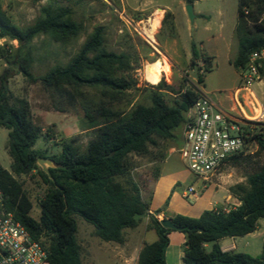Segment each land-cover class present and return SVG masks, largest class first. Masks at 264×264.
<instances>
[{"label": "trees", "instance_id": "16d2710c", "mask_svg": "<svg viewBox=\"0 0 264 264\" xmlns=\"http://www.w3.org/2000/svg\"><path fill=\"white\" fill-rule=\"evenodd\" d=\"M56 1L47 0L36 23L22 29L11 21L0 0V39L18 43L19 54L12 65L32 84L40 82L43 88L66 98L72 106L80 105L81 126L92 130L94 137L84 151L74 139L63 142L58 154L49 155V149H35L41 136L45 141L54 139L50 134L53 126L44 133V128L35 122L27 100L11 101L9 77L3 74L0 127L9 132L7 151L12 159V172L0 165V191L5 209L44 247L47 264H83L73 215L92 225L95 236L103 242L124 244V231L136 228L149 211L140 187L135 182L125 186L118 180L128 174L127 160L131 155H148L151 147L159 146L160 142L174 140L176 131L185 122V113L197 102L200 91L187 90L180 98L167 100L170 96L162 81L151 91L149 105H132L127 99L136 85L129 75L131 58L125 53L106 50L102 27L94 30L67 65H57L45 75L35 77L30 70L33 59L20 52L37 36L66 42L78 37L81 31L73 10L57 5ZM183 1L187 5L199 0ZM170 15L167 13L165 19ZM235 36L238 53L232 65L239 70L254 52L264 49V0H239ZM192 55L199 57L194 45ZM1 57H6L4 51ZM209 60L204 57L203 62L209 64L210 73ZM261 77H264V68ZM125 102L131 105L128 111L118 108ZM54 110L64 112L59 105H54ZM255 136L259 140L258 153L264 155V134L258 132ZM45 158L55 164L49 169L53 180L37 164L38 159ZM251 159L235 158L232 166ZM35 172L49 186L38 201L37 218L32 216L34 203L18 179ZM231 192L238 196L240 206L228 212L208 210L199 218L177 215L171 219L176 230L164 228L161 221L151 216L148 228L156 232L158 239L142 248L138 264H166L171 231H179L186 237L183 264H264V242L256 258L245 253L224 252L219 245L224 238L254 233L259 221L264 219V162L258 172L247 176L246 183L233 186ZM206 244H212L211 251L206 250Z\"/></svg>", "mask_w": 264, "mask_h": 264}, {"label": "rangeland", "instance_id": "374dc122", "mask_svg": "<svg viewBox=\"0 0 264 264\" xmlns=\"http://www.w3.org/2000/svg\"><path fill=\"white\" fill-rule=\"evenodd\" d=\"M57 5L73 10L74 19L80 25L78 37L66 42H55L45 35L37 36L20 53L31 57L33 63L30 70L35 77L45 75L57 65L65 66L80 51L90 35L98 27L105 33V48L117 54L125 53L131 58L129 75L135 80V87L128 93L127 99L132 105H149V95L163 81L168 90L170 100L180 98L187 90L206 91L209 93H228L235 89L241 80V71L232 65L237 57L238 42L235 28L238 18L239 0H199L193 4L195 20L190 22L186 13V3L183 0H57ZM47 0H2L3 10L11 21L19 28H27L36 23L41 17V10L47 5ZM162 10L160 25L154 33L156 43L150 40L145 31H151V19L155 13ZM167 13L171 15L165 19ZM148 38V39H147ZM195 46L199 57L192 55ZM18 43L0 39V80L7 74V87L11 101L25 99L31 107L32 115L37 124L44 128V133L52 127L50 134L54 142L46 144L44 136L37 141L35 149H49V155L58 154L61 144L75 140L84 151L88 142L94 137L92 130H84L81 126L83 112L79 104L71 105L66 98H60L52 91L43 88L40 82L32 84L18 69L12 65L17 60ZM215 56V62L214 58ZM166 57L170 67L162 75L158 84H152L147 77L149 63ZM209 58V64L203 62ZM199 78H202V82ZM171 88V89H169ZM264 104V100L262 101ZM54 105H59L64 112H56ZM118 108L128 111L131 105L123 104ZM181 130L175 133V139L160 142L159 146L151 147L150 153L144 156L131 155L128 160V174L118 180L125 186L135 182L140 189L150 186L160 169L164 174L173 172H190L178 154L181 140ZM8 130L0 127V165L12 172V159L7 151ZM168 157L165 165L161 166L160 159ZM264 162L263 154H256L249 161L232 166L228 179L231 182L246 183L247 176L260 170ZM228 172V173H229ZM34 203L32 216L40 215L38 201L47 192L49 186L35 172L18 178ZM186 190L188 184H182ZM213 188V186H208ZM198 191V190H197ZM78 226L77 239L82 247L83 264H126L118 254V245L103 242L95 236V229L80 216L73 215ZM260 229L251 240L253 245L242 250L256 258L255 247H259L264 237V219L260 220ZM141 228V227H140ZM134 232V233H133ZM134 229L124 231L125 238L135 234V243L139 241ZM155 234V233H153ZM148 235L146 242L156 239V235ZM152 236V237H151ZM262 245V244H261ZM263 246V245H262ZM261 246V247H262ZM132 264L136 262L132 261Z\"/></svg>", "mask_w": 264, "mask_h": 264}, {"label": "built area", "instance_id": "2783aa9c", "mask_svg": "<svg viewBox=\"0 0 264 264\" xmlns=\"http://www.w3.org/2000/svg\"><path fill=\"white\" fill-rule=\"evenodd\" d=\"M263 68L264 49L254 52L246 66L239 69L241 80L229 107L218 99L222 92L202 90L197 102L185 113L178 154L205 189L223 185L233 159L254 158L259 152L255 135L264 134V104L254 86L261 81ZM197 195L196 189L189 186L183 197L189 200ZM46 260L41 243L5 209L0 191V264H47Z\"/></svg>", "mask_w": 264, "mask_h": 264}, {"label": "crops", "instance_id": "0c3cea01", "mask_svg": "<svg viewBox=\"0 0 264 264\" xmlns=\"http://www.w3.org/2000/svg\"><path fill=\"white\" fill-rule=\"evenodd\" d=\"M212 57L215 62V56L212 55ZM234 90L219 96L218 99L225 107H229L231 105L230 98ZM254 91L257 97L263 101L264 77H261V81L254 86ZM182 138L181 130V140L179 146L182 144ZM53 142L54 139H51L46 141V144H51ZM167 161L168 157L161 162V166L165 165ZM228 172L229 171H226L227 176L225 182L220 188L213 187L205 189L202 182L196 180L188 171H169L164 174V169H160L159 175L153 183L145 189L141 188L142 199L149 205V211L146 216L141 218L139 225L134 228V231H136L135 233H137V236L139 237V241L135 243V234H130L127 238H125L124 244L118 245L119 248L117 252L124 262L126 264H132V261H135L136 264H138V256L142 248L146 244H152L157 241L158 237L156 232L148 228L151 216L155 217L159 221L164 219L171 220L177 215L199 218L205 211L208 210L224 209L228 212L240 206L241 202L238 196L231 192V188L237 184H243V182H231V180L228 179V175H230L231 171L229 173ZM182 184L193 186L196 191L198 190V195L189 200L185 199L183 194L186 190L182 187ZM260 227L259 222V227L254 233L243 237L224 238L219 241V245L224 252L242 253V250H247L253 245L251 240L255 239V235L259 231ZM152 234L156 235V239L151 242H146L144 238ZM168 238L169 245L165 252L166 264H183V249L186 243L185 235L179 231H171L168 234ZM263 242L264 237L262 239V243L259 244V247H255V252L258 256L262 252L261 246L263 245ZM205 248L208 252L211 251L212 244H206Z\"/></svg>", "mask_w": 264, "mask_h": 264}, {"label": "bare ground", "instance_id": "6f19581e", "mask_svg": "<svg viewBox=\"0 0 264 264\" xmlns=\"http://www.w3.org/2000/svg\"><path fill=\"white\" fill-rule=\"evenodd\" d=\"M163 11H157L155 13V16L153 19H151L150 24H151V31H145V34L147 35V37L150 39L151 42L156 43V40L154 38V33L157 31V29L159 28L160 25V20L162 17ZM169 61L166 57H164L161 61H155L152 63L148 64L147 67V77L148 80L152 83V84H158L161 81L162 75L163 74H167L169 71Z\"/></svg>", "mask_w": 264, "mask_h": 264}, {"label": "water", "instance_id": "95a60500", "mask_svg": "<svg viewBox=\"0 0 264 264\" xmlns=\"http://www.w3.org/2000/svg\"><path fill=\"white\" fill-rule=\"evenodd\" d=\"M186 13L189 17L190 22L193 24L195 20L193 4H187ZM37 164L43 170V172L46 173L50 179H52L49 169L55 167L54 162L50 159L45 158V159H38ZM161 225L166 229L176 230V226L169 219L162 220Z\"/></svg>", "mask_w": 264, "mask_h": 264}]
</instances>
